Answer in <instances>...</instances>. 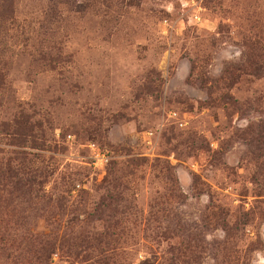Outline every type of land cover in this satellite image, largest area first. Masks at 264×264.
I'll return each instance as SVG.
<instances>
[{
	"label": "rangeland",
	"instance_id": "obj_1",
	"mask_svg": "<svg viewBox=\"0 0 264 264\" xmlns=\"http://www.w3.org/2000/svg\"><path fill=\"white\" fill-rule=\"evenodd\" d=\"M0 264H264V0H0Z\"/></svg>",
	"mask_w": 264,
	"mask_h": 264
}]
</instances>
